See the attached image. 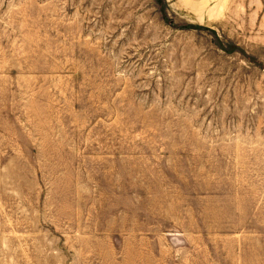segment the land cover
I'll list each match as a JSON object with an SVG mask.
<instances>
[{"label": "rangeland", "instance_id": "rangeland-1", "mask_svg": "<svg viewBox=\"0 0 264 264\" xmlns=\"http://www.w3.org/2000/svg\"><path fill=\"white\" fill-rule=\"evenodd\" d=\"M0 264H264V0H0Z\"/></svg>", "mask_w": 264, "mask_h": 264}]
</instances>
